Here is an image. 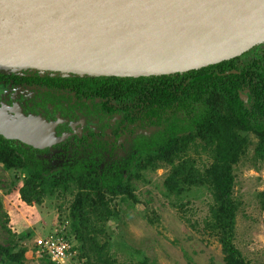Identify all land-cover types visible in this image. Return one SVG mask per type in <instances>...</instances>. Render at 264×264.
I'll list each match as a JSON object with an SVG mask.
<instances>
[{"label":"trees","instance_id":"trees-1","mask_svg":"<svg viewBox=\"0 0 264 264\" xmlns=\"http://www.w3.org/2000/svg\"><path fill=\"white\" fill-rule=\"evenodd\" d=\"M261 44L229 60L158 76L0 69L12 76L22 72L44 74L40 99L49 101L51 109L95 108L98 120L106 126L115 112L122 113L125 127L142 128L145 118L151 124H167L159 132V140L149 143L146 153L137 155L131 167L113 159L112 155L98 156L99 161L106 159L104 167L92 156L74 155L72 167L63 166L44 173L38 150L22 148V153H17L14 141L1 135L0 163L4 169L23 175L19 193L27 204L40 203L45 195L52 196L60 188L71 192L69 229L64 236L67 239L73 236L77 241L73 249L78 251L76 257L82 264L115 263L107 250L109 242L98 241V235L104 234L106 221L118 215L113 198L120 196L136 201L133 182L143 178L142 172L154 171L162 164L168 166L163 181L167 194L181 196L192 187L209 191L212 202L204 228L220 243L224 263L257 264L247 261L234 243L240 201L233 195V170L251 144L254 145L252 160L264 164V47ZM239 91L247 95V101L239 98ZM113 127L109 126L111 132L117 125ZM251 134L256 138L254 143ZM102 142L105 144L108 140ZM191 145L210 157V163L203 169L186 155ZM257 200L264 207V190L257 193ZM15 246L0 245V264H24L27 249L20 246L14 251ZM44 260V264H53L46 257Z\"/></svg>","mask_w":264,"mask_h":264},{"label":"water","instance_id":"water-1","mask_svg":"<svg viewBox=\"0 0 264 264\" xmlns=\"http://www.w3.org/2000/svg\"><path fill=\"white\" fill-rule=\"evenodd\" d=\"M264 42V0H0V69L183 73ZM246 101V96L241 95ZM54 123L0 104V135L41 149Z\"/></svg>","mask_w":264,"mask_h":264},{"label":"rangeland","instance_id":"rangeland-1","mask_svg":"<svg viewBox=\"0 0 264 264\" xmlns=\"http://www.w3.org/2000/svg\"><path fill=\"white\" fill-rule=\"evenodd\" d=\"M250 138L253 143L256 141L253 135ZM253 147L249 145L233 170V195L240 201L234 243L247 261L264 264V207L257 200V193L264 190V164L252 160ZM186 155L200 169L211 160L195 145L189 147ZM135 157L137 154L131 157L132 161ZM55 163L47 157L40 162L41 169L50 173L63 167ZM167 171L168 166L162 164L154 171L142 172L143 178L133 182L136 201L113 198L118 215L106 221L104 234L98 235L99 243L105 239L109 242L107 250L114 264H225L220 243L204 228L212 202L209 191L192 187L181 196L167 194L163 186ZM22 177L18 171L6 170L0 164V245L16 244L14 251L23 246L27 249L24 264H44V256L32 249L33 241L53 229H69L72 194L60 188L52 196L45 195L40 203L27 204L19 193ZM69 240L74 246L78 244L73 236ZM77 254L75 250L70 262L82 264Z\"/></svg>","mask_w":264,"mask_h":264},{"label":"flooded vegetation","instance_id":"flooded-vegetation-1","mask_svg":"<svg viewBox=\"0 0 264 264\" xmlns=\"http://www.w3.org/2000/svg\"><path fill=\"white\" fill-rule=\"evenodd\" d=\"M44 76V74L34 72L14 73V76L8 72H0V104L5 103L10 107L17 105L23 114L39 115L46 121L54 123V137L59 138L41 149L27 146L17 140H11L14 141L17 153H22V148L38 150L37 156L40 157L41 162L49 157L54 159L55 164L59 163L61 166L73 165L72 157L74 155L78 158L92 156L98 161L100 167L105 166L106 159L99 161V157L112 155L113 159L121 160L125 166H131V162L134 161L131 157L136 154H145L149 143L159 140V132L165 129L167 125L164 123L162 125L158 121H156L158 122L156 125L151 124L145 118L142 120V128L130 125L125 127L126 123L122 113L115 112L110 115V121L106 126L98 120L95 108L82 106V109L72 110L63 106L62 108L51 109L52 106L49 101L40 99L42 96L40 91L45 82ZM238 94L240 99L241 95H245L247 101L248 97L245 93L239 91ZM40 103H44L45 106H41ZM133 124L136 125V121ZM116 125L117 131L115 129L116 132H111L109 126L115 128ZM128 128L132 130H128ZM146 131H149L148 135H145ZM104 140H108V142L103 144L102 141Z\"/></svg>","mask_w":264,"mask_h":264},{"label":"built area","instance_id":"built-area-1","mask_svg":"<svg viewBox=\"0 0 264 264\" xmlns=\"http://www.w3.org/2000/svg\"><path fill=\"white\" fill-rule=\"evenodd\" d=\"M70 240L65 238L62 229H53L48 235L38 236L33 241L32 249L36 254L48 258L53 264H78L70 262L75 249Z\"/></svg>","mask_w":264,"mask_h":264}]
</instances>
